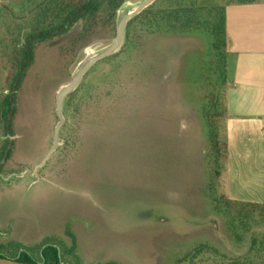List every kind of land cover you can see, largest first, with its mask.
I'll list each match as a JSON object with an SVG mask.
<instances>
[{
  "label": "rangeland",
  "instance_id": "obj_1",
  "mask_svg": "<svg viewBox=\"0 0 264 264\" xmlns=\"http://www.w3.org/2000/svg\"><path fill=\"white\" fill-rule=\"evenodd\" d=\"M87 1L0 0V131L10 149L0 160V242L18 243L17 254L36 258L58 242L65 261L83 264L77 227L97 225L88 245L97 252L91 264H212L211 249L188 256V248L209 239L200 204L188 198L182 200L187 208L177 209L168 203L169 191L192 178L174 168V142L163 139L160 117L163 109L180 107V122L192 136L196 120L197 151L190 156L186 144L180 152L205 169L209 139L195 109L217 100L223 115L227 42L215 6L232 0H157L131 20L121 49L93 65L66 96L55 150L66 155L50 183L34 185L45 169L34 173L35 167L53 145L58 91L87 55L112 42L120 12L142 0H98L97 11L74 18L71 12ZM227 223L214 219L216 233L228 229L246 240L245 255L264 260V223ZM116 230L128 243L124 248H112ZM72 236L79 263L69 253Z\"/></svg>",
  "mask_w": 264,
  "mask_h": 264
},
{
  "label": "crops",
  "instance_id": "obj_2",
  "mask_svg": "<svg viewBox=\"0 0 264 264\" xmlns=\"http://www.w3.org/2000/svg\"><path fill=\"white\" fill-rule=\"evenodd\" d=\"M225 30L227 45L225 46V85L222 94L224 105L220 136L222 178L219 193L236 202L264 204V0L227 4ZM203 111H205L204 107L196 106L195 112L200 114L196 116V119L199 124V117H201L203 124H201L200 131L208 140L207 122ZM181 112L183 111L180 110V107L169 110L168 114L163 109V115L160 117L161 132L165 141L169 138L174 142L171 144L174 150V153L171 151L174 168L181 169V173L184 171L192 179L180 191H169L172 194L168 203L177 209H185L187 208V205L183 204L185 199H195L197 204H200V207L196 206V209L201 208L203 216L208 219L206 233L209 238L205 239L206 242H198L187 250L191 252L199 245L204 244L217 249L219 254L226 259H242V257L251 256V254L245 255L247 250H245L246 240L244 238L237 240L228 229L222 234L216 233L214 219L228 220L229 228V217L225 215L224 211L215 208L209 194L207 157L206 164L204 163L205 169L201 170L197 167L196 158L189 159L180 152L182 146L187 150L186 144H188L191 156L192 153H196L198 143L194 137V135L197 136L198 131L197 125H194L197 123L196 120L192 121L194 128L192 136V132L186 130L187 125L180 122L178 114ZM1 140L0 131V147L3 143ZM65 155L66 152L54 151L44 164L45 169L42 173L38 172L36 174L38 177L31 180L32 184L50 183L49 174L53 172V168ZM183 160L184 163H182ZM183 167L187 168L183 169ZM67 179L71 178L67 177ZM80 180L77 178V181L80 182ZM88 213L85 209L84 217H91ZM77 228V249L86 256V261H83V264H91L92 258L96 257L94 253L97 252L96 250L91 252L88 245L91 237L96 233L97 225L91 227L79 224ZM116 232L110 239L112 248H124L128 243H124L123 238L117 237L116 234L118 236L119 234L117 230ZM241 243L245 245L241 246ZM0 264L46 263L44 260L25 263L0 257ZM248 264H264V261L257 258Z\"/></svg>",
  "mask_w": 264,
  "mask_h": 264
},
{
  "label": "trees",
  "instance_id": "obj_3",
  "mask_svg": "<svg viewBox=\"0 0 264 264\" xmlns=\"http://www.w3.org/2000/svg\"><path fill=\"white\" fill-rule=\"evenodd\" d=\"M254 0H232L227 2L223 6H215L216 15H218V22L217 25L221 26L222 30L221 33L223 36H225L226 42H227V34L225 30V9L226 5L232 2H250ZM118 5V4H116ZM155 4L151 5L149 8H147L145 11H149L154 7ZM99 8L98 0H88L86 3H84L82 6L77 8L76 10H73L72 13H74V18H78L80 16L85 15L86 13H94ZM220 20V21H219ZM32 49L33 47H27L28 55H32ZM225 77V73L224 76ZM12 100H9L7 103L11 104ZM224 110L223 105V97L221 99V111ZM204 116L207 122V130H208V139H209V146H208V161H207V168L209 172V184H208V190L209 194L213 199V202L215 204V208L219 211H224L225 215L229 217L230 224L231 219L233 220H240L244 222L243 224L246 226L247 221H255V223H264V204H254V203H247V202H236L227 199L225 196H223L221 193H219V188L221 186V162H220V155H221V143H220V136L222 131V121L223 116L219 112V106L217 103V100L212 102V104H209L206 106L204 111ZM4 119H6L4 115ZM7 142H4L2 147L0 148V160L6 159V154L9 155L10 149H8ZM247 227V226H246ZM73 237V246H71V249L69 253L73 256L74 260H76L79 263V258L76 253V244H75V238ZM241 239V237H239ZM56 244V245H55ZM52 245H47L45 249L43 250V256L36 258L32 256L31 254L21 252L17 254L18 250L21 248L20 244L18 243H3L0 242V257L1 258H10L14 259L18 262H25V263H35L39 260H44L46 264H61V263H68L64 260L63 257L60 256V252L58 250V242ZM204 249H211L213 252H215V256L217 260L213 261L214 264H248L252 263L253 260L261 257H258L255 253L251 256H245L240 258H227L221 256V254H218V252L208 246V245H199L197 248H195L193 251L189 252L188 256H191V258H195L198 254H202ZM206 251V250H205ZM255 252L256 249L253 247L250 249L251 252ZM211 254V253H209ZM211 255H214L213 253ZM220 258V259H218ZM228 260V261H227ZM230 260V261H229ZM262 260V259H261ZM264 261V260H262Z\"/></svg>",
  "mask_w": 264,
  "mask_h": 264
},
{
  "label": "water",
  "instance_id": "obj_4",
  "mask_svg": "<svg viewBox=\"0 0 264 264\" xmlns=\"http://www.w3.org/2000/svg\"><path fill=\"white\" fill-rule=\"evenodd\" d=\"M156 1L157 0H142L133 7L122 10L117 17L116 34L112 42L108 46L87 55L75 69L71 81L62 88H60L56 97V113L59 118V121L55 128L53 145L46 154V156L43 158V160L35 167L34 173H36L39 167L43 166L47 162V160L50 158V156L54 153V151L59 145L60 130L65 120L63 106L66 96H68L70 93L77 89L81 80L93 65L109 56L116 54L121 49L125 40L127 27L130 21L133 20L136 16H138ZM24 173L25 172H22L21 174Z\"/></svg>",
  "mask_w": 264,
  "mask_h": 264
}]
</instances>
